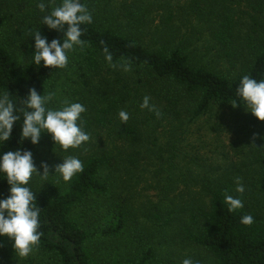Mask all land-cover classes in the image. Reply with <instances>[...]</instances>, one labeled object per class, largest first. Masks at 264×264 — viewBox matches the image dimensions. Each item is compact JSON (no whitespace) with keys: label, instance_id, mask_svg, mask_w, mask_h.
I'll use <instances>...</instances> for the list:
<instances>
[{"label":"trees","instance_id":"16d2710c","mask_svg":"<svg viewBox=\"0 0 264 264\" xmlns=\"http://www.w3.org/2000/svg\"><path fill=\"white\" fill-rule=\"evenodd\" d=\"M27 2L0 0V94L9 92L16 114L20 116L10 140L0 144V157L10 150H30L35 165L40 167L43 151L49 147L50 133H42L36 145L29 139L21 140L23 115L19 109L24 107L22 100L30 88L34 87L42 95L51 92L60 69L34 63L35 38L31 51L18 60L16 50L3 37L5 29L11 30L14 22L13 9L23 8ZM80 2L88 7L93 21L81 26V39L86 46L83 50L75 46L68 53V65L78 74L79 81L98 78V82L88 89L80 88L79 83V94L84 93L80 103L86 108L81 115L82 128L90 134L91 140L93 133L103 127H116L113 129L116 133L115 139L106 146L91 152L86 144L79 148L84 171L69 182L55 173L53 167L47 180L40 178L27 185L35 193V203L40 208L39 231L43 235L38 249L46 257L47 264H172L176 249L187 243L206 251L214 264H264V121L260 122L263 123L260 130L263 151L256 155L257 188L243 183L245 192H236L235 178L242 173L241 160L231 165H227V161L212 163L202 178H198L199 174L194 175L192 181L203 182L206 192L196 198L192 196L187 204L181 195L185 191L177 192L173 182L160 188L161 197L170 199V203L163 204V198L151 200L146 219L154 220L160 225L159 229L167 230L178 222L180 239L176 242L172 239L168 247L160 248L163 251L156 247L151 233L137 219V211L126 203V196H123L125 179L119 178L124 173L136 175L140 171L145 160L144 133L153 123L159 125L160 132L172 133L179 139L170 144L169 156L162 160V167L170 174L179 169L181 148L178 142L184 140L189 130L190 123H184V119L198 121L220 107L236 112L245 109V103L236 92L242 77L264 79V28H256L258 23H255L254 28L245 33L237 30L235 10L245 0H187L189 11L203 13L214 21L212 38L219 58L234 65L237 59L241 61V70L235 75L195 62L184 45L188 41L184 37L177 40L176 30H170L166 25L157 26L153 31L156 36L162 33L167 36L166 42L146 45L132 35L100 23L99 6L93 0ZM60 3L61 0H57L56 4ZM251 6L259 9L256 4ZM50 11L51 7L46 12L34 8L27 15L35 18L28 28L34 32L39 30L49 43L54 38L63 42L62 32L42 24L43 16ZM149 11L144 4L138 5L129 11V24L143 29L148 24ZM24 23H27L26 19ZM169 37L174 38L171 41ZM101 41H104L103 45ZM105 46L113 57L112 62L118 65L114 72L105 60ZM125 62L131 64V71L125 72L120 67ZM145 96L151 98L150 104L163 114L161 117L141 109ZM233 100L239 107H232ZM51 103L47 107L51 108ZM124 107L132 111L127 124H121L118 116H114ZM176 123L182 129L175 134L173 125ZM88 143L90 145L91 141ZM169 174L168 177H172ZM184 183L187 186V180ZM150 187L157 189L159 186L150 184ZM9 188L5 174L0 172V200L10 195ZM257 189L260 190L255 193ZM226 194L241 199L243 208L229 212L224 199ZM246 214L254 217L251 226L241 223ZM127 238L129 243L125 246Z\"/></svg>","mask_w":264,"mask_h":264},{"label":"rangeland","instance_id":"374dc122","mask_svg":"<svg viewBox=\"0 0 264 264\" xmlns=\"http://www.w3.org/2000/svg\"><path fill=\"white\" fill-rule=\"evenodd\" d=\"M40 2L48 4L50 0H28L23 8L13 9L15 15L11 30L5 29L4 31L3 37L16 50L15 55L19 58L18 60L24 58L25 52L31 51V44L34 40V36H31V34L34 31L28 27H30V22L35 21V18L34 16L27 17V15L31 14L34 8L38 9L36 5ZM56 2L57 0H55ZM93 2L99 6L98 20L100 23L132 35L146 45L155 46L163 40L166 42L168 37L163 33L157 34V36L153 34L157 26L165 27L166 25L170 30H176L177 40L184 37L188 41V43L184 42V45L187 50L191 51L192 59L198 64L205 63L209 67L230 75H235L241 70L242 65L239 59L234 65L227 62L224 58H219L215 41L212 38L215 26L214 21L203 13H192L189 11L187 0H93ZM252 3L259 6V9H254L251 6ZM142 4L150 10L148 13V24L143 29L132 27L129 24V11ZM235 14L236 18H238L237 30L240 33H245L247 29L254 28L253 24L255 23H258L255 26L256 28L260 30L264 28V0H245L242 6L236 7ZM25 19L27 20L26 24L24 23ZM169 38L172 41L174 37ZM117 69L115 68V70ZM112 71L114 72V69ZM113 75L114 73L111 76ZM96 82H98V78L79 81L78 74L69 65L66 69H60L53 82L51 92L56 95L52 100L51 108H61L64 99H68L73 103H80V96L84 93L79 94V83L80 88L88 89ZM122 110L127 111L131 118L132 111L130 109L124 107ZM119 111L114 113V116H118ZM260 122L262 121L252 115L247 107L240 112L225 107L216 108L212 114L193 122H188L187 117L184 119V123H190L189 130L183 137L184 140L178 142L181 148L178 157L179 169L171 171L170 174L166 167H162V160L167 159L169 156L170 144L179 141V139L171 135L172 133L160 132L157 129L159 128L157 123H153L148 128L146 131L148 133H144L146 142H144L142 149L145 153V160L140 166V171L136 175L124 173L119 178L121 180L125 179L123 196H126L124 198L126 203L137 211V219L142 221L143 226L151 233L150 237H152L156 247L159 249L168 247L167 245L172 239H175V242L180 240L178 222L174 227L167 230L159 229L160 225L154 220L146 219V212H148L151 200L159 201L163 198L161 197L163 194L160 188L165 186L167 182H173L177 192L185 191L181 195L184 196L183 201L187 204L192 198L199 197L206 192L203 182L192 181L194 175L199 174L198 178H202L205 170H208L212 163L227 161V165H231L241 160L242 173L239 174V177L242 183L253 188L259 186L258 157L256 155L263 151V134L260 133L263 123L260 124ZM173 126L175 134L182 129V126L178 123ZM112 128L116 129V127ZM101 129L103 130H97L93 133L92 140H90L91 144H86L89 147V152L104 145L106 146L108 142L111 143L115 139L116 130L111 129V127H103ZM253 134H257V138L254 141L255 146L252 145ZM48 145L49 147L43 151L41 161L47 162L51 166L50 168L62 163L63 158L66 156L72 155L79 158V148L64 151L59 145H55L51 134ZM36 167L39 172H43L41 167ZM168 174L172 177H168ZM184 180H187V186H185ZM36 181H40V177L33 175L30 183ZM150 184L158 185L159 187L153 189ZM259 190L254 191L258 193ZM162 203L169 204L170 199L163 198ZM13 243L14 241L7 236H0V264H47L46 257L39 249L27 258L18 257L13 248ZM124 243L126 246L129 243V238ZM173 243L174 241L171 244ZM176 246L174 245V247ZM172 258V264H182V261L186 258L199 261L200 264H214V260L206 251L190 243H187L184 247H178Z\"/></svg>","mask_w":264,"mask_h":264},{"label":"clouds","instance_id":"9594fccd","mask_svg":"<svg viewBox=\"0 0 264 264\" xmlns=\"http://www.w3.org/2000/svg\"><path fill=\"white\" fill-rule=\"evenodd\" d=\"M37 8L46 12L49 7L51 11L43 16L42 24L49 29L60 31L64 34L63 42L54 38L49 43L46 37H42L39 30L32 33L35 38V53L32 56L36 65L45 68L66 69L69 63L68 53L73 51L75 46L84 49L86 43L81 39L83 35L82 25L90 24L93 21L92 14L85 4L80 0H61L57 5L55 0L49 4L40 2ZM31 31V30H30ZM104 44V41H101ZM105 60L113 69L118 65L113 63V57L107 46L103 48ZM123 71H131V64L128 62L120 65ZM237 96L243 100L248 111L258 120L264 121V79L257 81L249 75H244L236 90ZM54 92L45 95L39 94L33 87L29 89L26 98L22 100L24 107L19 109L23 115L21 128V140L29 139L33 145L39 143L42 133H50L55 145H59L64 151L78 149L91 140L89 133L82 128V113L86 108L79 102H70L68 99L62 101V107L52 109L47 107L55 97ZM150 97L145 96L141 103V109H148L155 113L157 118L163 114L150 104ZM233 108L239 107L236 100L231 103ZM16 107L10 99L8 91L0 94V144L10 140L13 126L20 116L16 114ZM121 124H127L130 114L121 110L118 113ZM257 134H253L252 140L255 146ZM87 151V149H84ZM40 167L43 169L41 175L38 171L33 153L30 150H10L0 157V172L5 174L7 183L10 185V195L0 200V236H7L13 240V248L20 258H27L34 251L38 250L41 236L40 231V208L36 206L35 193L27 186L33 175H38L41 180H47L50 174V165L42 161ZM84 171L82 161L76 156H66L63 162L55 165V173H59L65 182H69L76 174ZM236 192L243 194L245 187L240 177L235 178ZM225 203L229 212H235L243 208V202L232 195H225ZM241 223L251 226L254 217L250 214L243 215ZM182 264H200L186 258Z\"/></svg>","mask_w":264,"mask_h":264}]
</instances>
